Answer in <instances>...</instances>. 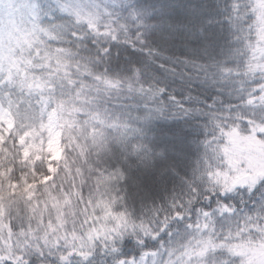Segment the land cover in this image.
<instances>
[{
	"label": "snow or ice",
	"instance_id": "obj_1",
	"mask_svg": "<svg viewBox=\"0 0 264 264\" xmlns=\"http://www.w3.org/2000/svg\"><path fill=\"white\" fill-rule=\"evenodd\" d=\"M0 264H264V0H0Z\"/></svg>",
	"mask_w": 264,
	"mask_h": 264
}]
</instances>
